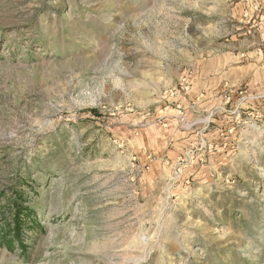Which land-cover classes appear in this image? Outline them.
<instances>
[{
	"label": "rangeland",
	"instance_id": "374dc122",
	"mask_svg": "<svg viewBox=\"0 0 264 264\" xmlns=\"http://www.w3.org/2000/svg\"><path fill=\"white\" fill-rule=\"evenodd\" d=\"M14 184L0 264H264V0H0Z\"/></svg>",
	"mask_w": 264,
	"mask_h": 264
},
{
	"label": "trees",
	"instance_id": "16d2710c",
	"mask_svg": "<svg viewBox=\"0 0 264 264\" xmlns=\"http://www.w3.org/2000/svg\"><path fill=\"white\" fill-rule=\"evenodd\" d=\"M17 187L18 184L11 185L10 193L0 192V244L11 250L19 247L26 251V233L39 225L29 197Z\"/></svg>",
	"mask_w": 264,
	"mask_h": 264
}]
</instances>
